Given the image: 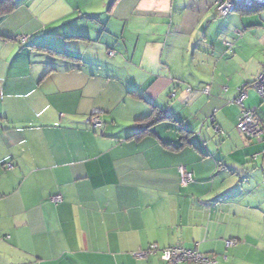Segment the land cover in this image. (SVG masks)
<instances>
[{"label":"crops","instance_id":"crops-1","mask_svg":"<svg viewBox=\"0 0 264 264\" xmlns=\"http://www.w3.org/2000/svg\"><path fill=\"white\" fill-rule=\"evenodd\" d=\"M43 1L0 4V264H166L152 244L264 264L263 144L232 103L259 65L219 68L213 0Z\"/></svg>","mask_w":264,"mask_h":264},{"label":"built area","instance_id":"built-area-1","mask_svg":"<svg viewBox=\"0 0 264 264\" xmlns=\"http://www.w3.org/2000/svg\"><path fill=\"white\" fill-rule=\"evenodd\" d=\"M215 4L216 14L221 17H226L236 9H254L260 8L264 10V0H213ZM259 10V11H260ZM17 38V37H16ZM25 40L26 37L17 38V40ZM228 47L230 44H226ZM111 52V55H114ZM250 87H253L258 94L264 100V65L261 72L252 82ZM248 98V89L246 87L239 88L238 96L232 101V103L239 105L241 108V115L237 122V130L249 139L255 140L258 143L263 144V149L260 153L253 156V160H256L259 156L264 159V121L259 114L257 108L248 109L244 103ZM104 112L95 110L88 118V123L96 130H102L104 128V122L102 120V114ZM12 164L7 165V169L11 170ZM181 182L183 185H187L194 181L193 174L186 168H180ZM52 201L55 204L63 202L61 195L54 196ZM235 241H228L227 246H235ZM160 254L162 261L166 264H216V256H209L200 253L198 250L186 249L180 246L160 248L157 244H152L146 250L138 252L136 255L140 258H148L152 255Z\"/></svg>","mask_w":264,"mask_h":264},{"label":"rangeland","instance_id":"rangeland-1","mask_svg":"<svg viewBox=\"0 0 264 264\" xmlns=\"http://www.w3.org/2000/svg\"><path fill=\"white\" fill-rule=\"evenodd\" d=\"M73 1H75L74 5L80 7L81 11L84 9L83 4L86 3V0ZM253 10L249 11V9H236L226 17H221L217 14L214 15L213 13L212 20L204 22L209 29V33L207 34V41L209 44L211 43V45H215L218 50L222 49L225 50V52H229L228 56L224 59L227 63H229L227 64V67L224 64L219 66L221 70H225L229 74H242V72L248 71L251 72L257 69L258 65L259 73L261 72L264 64V10L259 11V8ZM5 21L6 19L4 20L3 18H0V27L3 26ZM227 43L230 44L229 47L226 45ZM233 47H235V49L238 47V50L236 49L238 54L237 58L235 57ZM211 49L214 50V48ZM216 55H220V52H216ZM213 58L214 57L210 56V61H212ZM229 81L230 80L227 82ZM249 89L253 90V93L248 91V94H251L250 97L259 96L257 95L255 89ZM258 98L260 101H263L260 96ZM259 103L260 102L256 100V106L259 105ZM260 108L264 111V101L261 103ZM98 131L96 130V132ZM238 133L241 134L239 131ZM235 243L237 242L235 241ZM216 262H218L217 258ZM236 264H241V262L239 261Z\"/></svg>","mask_w":264,"mask_h":264},{"label":"trees","instance_id":"trees-1","mask_svg":"<svg viewBox=\"0 0 264 264\" xmlns=\"http://www.w3.org/2000/svg\"><path fill=\"white\" fill-rule=\"evenodd\" d=\"M4 1L5 0H0V4L4 3ZM254 9H256V8H254ZM6 10L3 9V12H0V13L4 14L6 12ZM252 10L249 9V11H252ZM259 10H260V8H259ZM253 11H256V10H253ZM7 40L11 41V40H15V38L7 37ZM251 84L252 83H250L248 85H251ZM168 119H169L168 117H165V114H163L162 112H158V111H154V114H151L145 118L138 119L136 121V125L138 126L140 131L134 137H139L140 135H143L145 133H152V128L154 127L155 124H158L159 122H164Z\"/></svg>","mask_w":264,"mask_h":264}]
</instances>
